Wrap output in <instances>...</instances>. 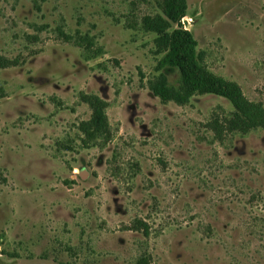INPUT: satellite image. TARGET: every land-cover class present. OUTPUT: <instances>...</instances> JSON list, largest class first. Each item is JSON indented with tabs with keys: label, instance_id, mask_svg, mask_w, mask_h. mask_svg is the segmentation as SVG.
<instances>
[{
	"label": "rangeland",
	"instance_id": "374dc122",
	"mask_svg": "<svg viewBox=\"0 0 264 264\" xmlns=\"http://www.w3.org/2000/svg\"><path fill=\"white\" fill-rule=\"evenodd\" d=\"M185 5L169 31L192 35L193 74L264 115V0ZM162 11L0 0V264H264V128L228 129L219 95H153L178 79L142 25ZM80 93L108 104L103 148L80 147Z\"/></svg>",
	"mask_w": 264,
	"mask_h": 264
},
{
	"label": "trees",
	"instance_id": "16d2710c",
	"mask_svg": "<svg viewBox=\"0 0 264 264\" xmlns=\"http://www.w3.org/2000/svg\"><path fill=\"white\" fill-rule=\"evenodd\" d=\"M185 11V0H163V16L143 19V28L156 34V53L162 52L155 70L158 72L170 67L175 68L178 73L176 84L169 83L167 77L159 73L155 81L149 84V90L161 102H173L179 106L187 104L195 93L219 95L228 99L234 109L230 120L227 121L228 129L247 131L264 128V115L260 110L254 107L249 109L243 100L234 99L228 93L203 83L193 74L192 71L200 69L193 58L195 41L192 35L180 25L177 29L169 31L171 23L179 24L180 19L185 16ZM186 51L189 53V59L184 62L182 53ZM79 101L86 104L90 110L89 119L80 121L76 128L80 135V147L103 148L113 138L106 115L107 102L96 95L84 93L79 94ZM217 131L223 132L220 126H217ZM139 224L144 226L141 222ZM137 264L147 263L144 258H140Z\"/></svg>",
	"mask_w": 264,
	"mask_h": 264
}]
</instances>
